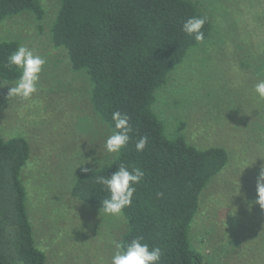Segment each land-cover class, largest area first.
<instances>
[{
    "label": "rangeland",
    "instance_id": "374dc122",
    "mask_svg": "<svg viewBox=\"0 0 264 264\" xmlns=\"http://www.w3.org/2000/svg\"><path fill=\"white\" fill-rule=\"evenodd\" d=\"M194 1L209 14L210 38L190 49L168 83L156 90L153 111L166 136V127L172 133L183 122L193 146L222 147L228 153V163L200 195L190 226L192 246L205 264H264V210L254 203L264 169V101L253 92L264 79L258 64L264 29L256 27L252 11L264 0ZM40 2L41 20L23 13L0 23V42L16 41L46 60L39 90L29 100L8 98L14 83L0 80V135L29 143L21 180L35 244L46 264H110L112 241H121L126 219L100 212L102 204L72 198L70 189L82 168L97 169L115 158L104 148L112 132L92 109L85 72H73L65 51L49 41L58 0ZM232 208L235 215L229 214Z\"/></svg>",
    "mask_w": 264,
    "mask_h": 264
},
{
    "label": "trees",
    "instance_id": "16d2710c",
    "mask_svg": "<svg viewBox=\"0 0 264 264\" xmlns=\"http://www.w3.org/2000/svg\"><path fill=\"white\" fill-rule=\"evenodd\" d=\"M58 2L50 43L65 51L73 72H85L92 109L110 131L114 129L111 116L116 111L129 116L133 128V139L118 156L77 175L71 197L85 204H102L108 193L94 177H110L121 163L129 170L139 168L144 177L135 186L131 206L123 209L127 231L120 242L126 245L142 237L150 247L161 248V264H205L203 255L192 246L190 226L200 195L228 163V153L222 147L193 146L183 122L172 133L166 127V136L153 104L156 90L168 83L170 73L188 51L210 38L209 14L194 0ZM253 10L254 24L264 29V6L259 4ZM23 13L41 20L44 10L40 0H0V23ZM192 16L208 18L202 28L203 42H196L181 30ZM240 19L251 39L249 22L243 16ZM243 30L241 37L246 44ZM249 46L253 48L250 42ZM18 47L16 41L0 42L1 81L15 83L18 79L19 72L6 66L7 57ZM258 47L264 49V42ZM258 60L264 69V56ZM141 135H147L149 142L144 151L137 152L135 142ZM29 156L26 138L5 139L0 135V264H46L44 252L35 244L21 180Z\"/></svg>",
    "mask_w": 264,
    "mask_h": 264
},
{
    "label": "clouds",
    "instance_id": "9594fccd",
    "mask_svg": "<svg viewBox=\"0 0 264 264\" xmlns=\"http://www.w3.org/2000/svg\"><path fill=\"white\" fill-rule=\"evenodd\" d=\"M206 16H192L182 24V32L194 38L196 42L204 41L202 28L207 23ZM46 64L45 58L26 46H19L10 56L7 57L6 66L10 70L19 72V77L8 91V98L17 97L22 100H29L39 90L40 74ZM2 87V86H0ZM259 101H264V79L258 80L253 87ZM114 129L111 135L105 140L104 148L108 154L117 155L126 148L133 139V132L129 116L119 111L113 112L111 116ZM149 138L141 135L135 142V150H145ZM87 163V162H86ZM85 164V163H84ZM83 164V165H84ZM81 167V166H80ZM83 172L88 169L82 168ZM144 177V172L139 168L129 170L123 163L110 176L98 175L94 177L95 183L101 185L108 193V198L102 201L100 212L106 215L123 217V209L130 207L133 195L136 192V185ZM256 194L258 199L254 203L264 210V169L261 170L256 181ZM229 205L225 208L227 209ZM236 208H232L230 215H235ZM115 251L112 254L110 264H161L162 250L158 246L150 247L142 237L132 239L126 245L112 241Z\"/></svg>",
    "mask_w": 264,
    "mask_h": 264
}]
</instances>
